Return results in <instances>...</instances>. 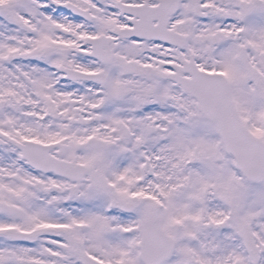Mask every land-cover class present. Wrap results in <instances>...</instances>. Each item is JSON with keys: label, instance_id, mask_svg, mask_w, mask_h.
Instances as JSON below:
<instances>
[{"label": "snow or ice", "instance_id": "6c2138e0", "mask_svg": "<svg viewBox=\"0 0 264 264\" xmlns=\"http://www.w3.org/2000/svg\"><path fill=\"white\" fill-rule=\"evenodd\" d=\"M0 264H264V0H0Z\"/></svg>", "mask_w": 264, "mask_h": 264}]
</instances>
